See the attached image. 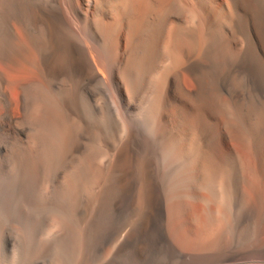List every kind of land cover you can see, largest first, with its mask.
<instances>
[{"label": "bare ground", "instance_id": "bare-ground-1", "mask_svg": "<svg viewBox=\"0 0 264 264\" xmlns=\"http://www.w3.org/2000/svg\"><path fill=\"white\" fill-rule=\"evenodd\" d=\"M0 264H264V0H0Z\"/></svg>", "mask_w": 264, "mask_h": 264}]
</instances>
